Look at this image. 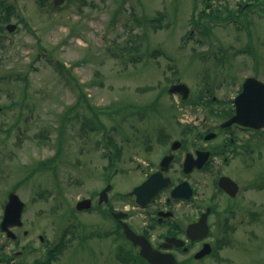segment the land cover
I'll return each instance as SVG.
<instances>
[{"label":"rangeland","instance_id":"374dc122","mask_svg":"<svg viewBox=\"0 0 264 264\" xmlns=\"http://www.w3.org/2000/svg\"><path fill=\"white\" fill-rule=\"evenodd\" d=\"M6 1L11 8L0 10L9 16L0 19V220L9 191L25 207L16 240L0 230V251L9 257L0 264H34L62 234L64 248L49 264H118L112 232L111 244L104 239L108 216L94 203L76 211V201L110 183V206L132 209L133 198L125 195L160 157L158 140L182 138L194 148L205 142L199 140L204 130L218 131L222 118L210 110L232 106L246 76L264 81V0H64L53 9L36 0ZM206 11L235 17L216 20ZM177 81L190 89L185 102L165 90ZM200 97L202 103H192ZM186 124L193 129H183ZM223 137L221 131L208 142ZM98 139L107 141L120 170L107 166ZM237 139L249 145L237 149L248 157L239 167L244 155H238L227 172L252 186L232 201L230 243L195 264H264V129L241 131ZM48 159V168L29 172ZM198 177L197 196H207Z\"/></svg>","mask_w":264,"mask_h":264},{"label":"flooded vegetation","instance_id":"af4514ba","mask_svg":"<svg viewBox=\"0 0 264 264\" xmlns=\"http://www.w3.org/2000/svg\"><path fill=\"white\" fill-rule=\"evenodd\" d=\"M216 111L219 112L220 110ZM223 112L227 113V116L222 121L228 119L233 114L234 105ZM221 122L215 126V129L218 131H205L202 137L199 138L200 141L203 140V136L207 132L214 133L213 138H216L217 136L219 137L221 131H223V139L213 145L209 144L208 140H205V142L201 144L194 143V148H190L186 147L185 141L181 138L179 140V146L173 149L172 145L173 142L177 141L176 139L171 141L167 139L158 140L159 143L163 145L161 155L156 162H152L154 166L151 165V163H149L151 166L147 164L149 171L145 172L146 168H140V170L145 173L143 179L137 184L141 183L154 171H160L163 176L168 177L170 184L160 188L151 198L150 202L145 204L142 208L132 205V209H139V212H134L130 207L122 209L113 208L110 206L111 200L109 195L108 198L106 197L105 201L99 203L98 201L101 196L100 192L104 185L90 197L92 207L94 203V209L99 210L102 217L108 216L107 218L105 217L108 222L103 230L104 239L109 241L108 244H111L112 232V242L120 250L117 255L115 254V259L118 264H126L120 259L123 257L126 260L127 250H129L127 249L128 245L132 247V254H138L140 250V246L132 244L123 233L122 222L124 221H127L129 226L136 233L143 234L155 249L161 252L173 253L177 258L176 264H195L196 261L199 262L207 259L213 253L215 254L219 247H224L222 244H225L232 235V233L229 232L232 230L230 222L232 208H234L232 207V201L247 192L252 184L245 187L244 184L239 183L234 176L227 172L229 166H234L233 161L240 153V150H237L238 147H244L243 150H245V145L244 143L241 145L239 139H237V134L241 131L250 129L236 123H232L228 127H221ZM160 133L161 132H159V134ZM162 145L160 146L162 147ZM148 148L149 146H147V149ZM243 150H241V152H243ZM187 153H191L193 157L198 158V161H202V166L200 168L194 166L190 168L191 170L185 171L183 163ZM243 155L244 159L240 160L241 164L239 167L245 166V160L248 155L245 156L244 153H241L239 156ZM168 156L171 157L170 160L167 163L164 161V164L161 165L162 159ZM108 165L109 161L107 163V166ZM197 176H199L198 180L202 182L203 186L209 189V194L207 196H197L196 181H194V179H197ZM223 176L231 178L237 185V191L234 195H231V193H228L219 185V179ZM208 179L210 180L208 181ZM184 181H187L190 186L191 192L189 197L187 198L186 196L187 185L186 189L184 187V190L179 191V194L182 196L172 197V188ZM233 182L228 179L225 180L226 185L232 192L235 191L234 189L236 188ZM129 192L130 191H128V193ZM131 197L135 200L134 196L131 195ZM208 200L212 202L209 204ZM224 200L226 201L225 206L222 209H218L217 201H223L224 203ZM224 212L226 215H223ZM204 213H206L208 233L203 237L199 236L202 232H196L193 235L188 234V227L199 221ZM112 223L113 231L111 230ZM20 227L22 226L13 227L12 230L15 233V230L20 229ZM23 234L26 235L27 231L23 230ZM4 235L8 237L5 233ZM16 237L17 234L15 233L14 237L9 236L8 238L16 240ZM168 238H178L184 241L181 245L177 246ZM205 244L209 245L210 251L206 252L207 254L202 257L197 258L196 253L206 248L207 245L205 246ZM16 253L17 251L13 254L15 255ZM118 256H120V259H118ZM145 262L149 264L146 260Z\"/></svg>","mask_w":264,"mask_h":264},{"label":"water","instance_id":"95a60500","mask_svg":"<svg viewBox=\"0 0 264 264\" xmlns=\"http://www.w3.org/2000/svg\"><path fill=\"white\" fill-rule=\"evenodd\" d=\"M63 0H53L55 5H59ZM7 29L13 30L15 28L14 24H8ZM168 90L170 92L176 91L179 92L182 98H185L188 95L189 88L185 83L172 84ZM235 113L225 122L222 123V126L230 125L233 122L259 129L264 127V82L259 79L248 76L244 79L242 84L241 91L235 97ZM213 134H208L205 138L212 137ZM179 142L175 141L173 143V148H177ZM171 157H164L161 161V165L164 164V161L167 163ZM202 161H198V158H193L191 153H187L184 159L185 171L193 168L194 166H201ZM191 170V169H190ZM230 178L223 176L219 180L220 186L225 189L228 193L233 195L237 190V185L235 182V191H230V188L226 185L225 180ZM170 183L168 177H163L160 171H156L147 177L141 184L135 186L130 194L135 195V200L141 206H144L150 199L156 194V192L168 185ZM187 185V189H186ZM184 187L187 191L186 196L190 195V187L187 181L181 182L173 187L171 190V195L173 197L182 196L179 194L180 190H184ZM110 189L108 184L102 191L99 201L106 199V192ZM25 203L21 200L19 195L14 191H11L8 195V200L5 204L2 220L0 223V228L2 231L6 232L7 236L14 237V232L10 229L13 226L22 225V212L24 209ZM91 206V200L89 198H84L77 201L75 208L83 209ZM124 228V233L128 239L132 241L133 244L139 245L140 250L139 254L145 258L150 264H176V258L171 252H161L155 249L149 240L141 234L134 232L126 222L122 223ZM196 232H202L199 236L203 237L208 232V226L206 223V213L203 214V217L199 221L191 224L188 227L187 233L194 234ZM42 238V237H41ZM170 241H173L176 245H181L183 241L178 238H168ZM207 245V246H206ZM206 248L202 249L196 254V257H201L206 252L210 250L208 244H205Z\"/></svg>","mask_w":264,"mask_h":264},{"label":"trees","instance_id":"16d2710c","mask_svg":"<svg viewBox=\"0 0 264 264\" xmlns=\"http://www.w3.org/2000/svg\"><path fill=\"white\" fill-rule=\"evenodd\" d=\"M36 2L38 3L39 6L44 7V8H50V7H51V9L57 8V7H55L53 5V3H52L51 0H36ZM10 8H11V6H10V3L8 1H6V0H0V10L1 9H7V11H9ZM225 10L227 12H231V9H229L227 7H225ZM211 12L212 11H210V12L209 11H206L204 13L207 14V15H209V16H211L214 19H219L220 18V19H223L224 20V19H227L229 16L230 17L231 16H234L235 17V14L232 15V14H228L227 13V15H225V16H221V15L219 16V15H216V14H212ZM200 14H202V13L200 12ZM0 19L2 20V22H6L7 20H9V16H8V14H2V16H0ZM248 52H249V49H248ZM145 88H152V86H146ZM201 99L203 100V97H200L199 101L192 102V103H195V105L196 104H199V103H202V100ZM211 102H213L212 97H210L209 100L207 101V105L210 106L211 105ZM219 116H221V117L223 116L224 117L225 114H221ZM65 118H66V114H63L62 117H61V121H63ZM111 144L114 147H116V145H115L116 143L113 140H111ZM59 148H60V145H59ZM50 162H51L50 159H48L46 161H41L38 164H36L35 166H33L32 168H30L29 169V172H31L33 174V172L35 170H38L41 167L48 168V166H49L48 164H50ZM51 169H53V168H51ZM29 174H28V176H29ZM63 238H64V234H62V236L60 237L59 242H57L56 244H54L52 248H48L47 249V252H46L47 253V255H46V258L47 259H46L45 264H49V262H51V259L54 258V256L56 257V254L61 250V248L62 247L64 248V245H63L64 239ZM131 252H132L131 250L127 252L126 263H128V264H146L145 260L142 259L138 254H136V253L132 254Z\"/></svg>","mask_w":264,"mask_h":264}]
</instances>
